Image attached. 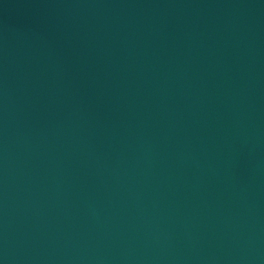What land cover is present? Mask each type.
I'll list each match as a JSON object with an SVG mask.
<instances>
[{"label":"water","instance_id":"95a60500","mask_svg":"<svg viewBox=\"0 0 264 264\" xmlns=\"http://www.w3.org/2000/svg\"><path fill=\"white\" fill-rule=\"evenodd\" d=\"M0 264H264V0H0Z\"/></svg>","mask_w":264,"mask_h":264}]
</instances>
